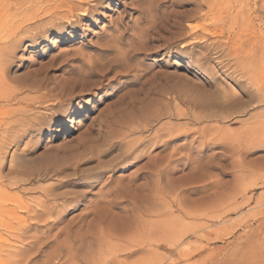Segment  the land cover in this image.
<instances>
[{"label": "rangeland", "instance_id": "rangeland-1", "mask_svg": "<svg viewBox=\"0 0 264 264\" xmlns=\"http://www.w3.org/2000/svg\"><path fill=\"white\" fill-rule=\"evenodd\" d=\"M194 7L186 0L0 1V264H264V0H249L239 18L249 21L244 30L231 21L236 9L227 14L217 5L211 15L203 5L193 19ZM172 16L187 18L188 33L176 44L153 41L158 48L127 61L130 71L117 68L105 81L96 75L110 58L143 51V40ZM194 24L202 28L198 44L188 35ZM82 79L88 87L73 89ZM178 126L191 135L162 152L145 143L117 159L129 150L127 139ZM122 138L125 145L109 151ZM190 143L192 150L180 147ZM169 151L190 154L193 163L171 164L162 198L158 177L141 173ZM195 160L217 184L208 192L190 191L200 184ZM70 180L79 183L62 186ZM148 188L153 200L142 204ZM114 195L125 202L112 209L116 218L100 222L96 211L105 212Z\"/></svg>", "mask_w": 264, "mask_h": 264}, {"label": "bare ground", "instance_id": "bare-ground-1", "mask_svg": "<svg viewBox=\"0 0 264 264\" xmlns=\"http://www.w3.org/2000/svg\"><path fill=\"white\" fill-rule=\"evenodd\" d=\"M1 1V0H0ZM3 1V0H2ZM27 1V0H26ZM31 1V0H30ZM51 1V0H50ZM9 2V1H8ZM49 2V1H48ZM186 2L187 3H192L193 5H195V7L193 8V9H191V10H189V11H193V15H192V17H193V19H196L197 17H198V15L200 16L201 14H202V7H203V5H205V6H207L208 7V9L211 11V15H213L214 13H215V11H216V9H217V5H223V7H225V9H226V11H227V14H233V11L236 9L237 10V12H236V15H237V17H233L232 16V19H231V21L233 22V23H240V27L244 30L246 27H247V22H249V21H247L246 19V21H242V22H240L239 21V18H240V16H246V14H247V11H248V3H249V0H186ZM218 2H219V4H218ZM3 3V2H2ZM10 4H12V3H10ZM13 5V4H12ZM80 5V4H79ZM41 6V5H40ZM61 6V5H60ZM59 6V7H60ZM69 6V5H68ZM8 7V6H7ZM15 7V6H14ZM19 9V8H18ZM1 12V11H0ZM7 12H9V11H7ZM239 12H242L241 14H239ZM205 14V13H204ZM191 17V16H190ZM236 18V19H235ZM187 18H184V17H180V16H172V17H169V18H167L166 19V24H163V30H164V32H167V33H170V35L168 36V37H164L162 34H161V30L162 29H160L157 33L156 32H152V33H150L149 34V38L148 39H145V40H143V48L142 49H144L143 51L141 50V52L140 51H137V50H133V51H130V52H128L127 54H126V57L124 58V59H118V58H114V59H112V58H108L109 59V61L104 65L103 64V68H102V66H101V72H99V73H96V75H98V77H100V78H102V80H104L105 78H106V76H107V74L108 73H111V72H113L114 70H116L117 68H122L123 70H124V72L125 71H130L131 70V67H130V65L127 63V61L129 60V59H131V58H133V57H136L138 54H144V55H146L147 54V52L148 51H150V50H153V49H155V48H158V46L157 45H148V44H151V42H153V41H158V40H163L164 41V43L162 44V45H164V46H167V45H169V44H176L181 38H182V36H184V34L185 33H188V32H186L185 31V21H187L186 20ZM189 19V18H188ZM253 21V20H252ZM192 24V23H191ZM255 26H257V24H259L260 25V23H257V24H255V23H253ZM160 25V24H159ZM190 25V24H189ZM254 26V27H255ZM188 27V26H187ZM207 27V26H206ZM199 28H201V26L198 24V25H192V26H190V29H191V31L189 30V36L191 37V39L190 40H192V42H194L195 44H198L199 43V39H198V30H199ZM202 29V28H201ZM209 29V28H208ZM207 29V30H208ZM205 30H206V28H205ZM206 30V31H207ZM150 30H148V32H149ZM153 31V30H152ZM209 32V31H208ZM154 33H155V38H154ZM207 33V32H206ZM143 34V33H142ZM145 36H146V34H144ZM187 37V36H186ZM140 38H141V36H140ZM146 38V37H145ZM139 39V38H138ZM166 44V45H165ZM162 45H159V47L160 46H162ZM176 46V45H175ZM186 47V44L185 43H182L181 44V48H185ZM5 49V48H4ZM5 52V51H4ZM8 53V51L5 53V54H7ZM8 55V54H7ZM6 55V56H7ZM10 56H12V55H10ZM5 57V56H4ZM3 59V58H2ZM5 61H7L6 60V58H5ZM8 65H9V63H7ZM11 64V63H10ZM1 65V64H0ZM8 70V69H7ZM1 72H2V70H0ZM95 71H96V69H95V67H91L90 68V72L88 73V75L87 76H89V74L90 75H92V73L94 72L95 73ZM107 71V72H106ZM119 72V71H118ZM6 73V72H5ZM5 75V74H4ZM120 75V74H119ZM69 80V79H68ZM136 80V79H135ZM81 82H74L75 83V87H73V89L74 88H76V87H78L79 85H83L84 87H88V83H87V81H84L83 79L82 80H80ZM105 81V80H104ZM139 81V80H138ZM4 81H3V79L0 77V85H2V83H3ZM99 83H101L102 84V82H101V80H98L97 82L96 81H94L93 82V84H99ZM104 83V82H103ZM1 87V86H0ZM257 87H259V90H260V88H261V86H260V84L259 85H257ZM86 90V89H85ZM88 90V89H87ZM2 90H1V88H0V95L2 94V95H4L2 92H1ZM72 91V90H71ZM1 95V96H2ZM233 98V97H232ZM1 99H3V98H1ZM255 99V98H254ZM7 100V99H6ZM139 100V99H138ZM229 100H230V98H228L226 101H228L229 102ZM2 101V100H1ZM134 101V100H133ZM138 104V103H137ZM60 106V105H59ZM138 106V105H137ZM148 111V110H147ZM127 112H129V111H127ZM134 112V111H133ZM142 112V111H141ZM140 113V112H139ZM142 114V113H141ZM116 115V114H115ZM129 115H130V112H129ZM138 115V114H137ZM144 115H146V113H144ZM161 115V114H160ZM140 116H142V115H140ZM152 116H154V114L152 115ZM151 116V117H152ZM156 116V115H155ZM117 117H118V115H117ZM116 117V118H117ZM146 117L148 118V116L146 115ZM150 117V116H149ZM138 118V117H137ZM154 118V117H153ZM144 119H145V117H144ZM157 119V118H156ZM153 120V119H152ZM151 120V122H153ZM159 120V119H158ZM138 121V120H137ZM148 122V121H147ZM13 124V123H12ZM119 124H121V123H119ZM123 124V123H122ZM125 124V123H124ZM132 124V123H131ZM134 124V123H133ZM132 124V125H133ZM139 124V123H138ZM142 124V123H141ZM147 124V123H146ZM34 125V124H33ZM144 125V124H143ZM151 125H153V123L151 124V123H148V126H151ZM6 126V125H5ZM17 126V125H16ZM140 127H138L137 129H139V128H142L141 127V125H139ZM145 126V125H144ZM173 126H175V125H173ZM180 126V125H179ZM178 126V127H179ZM34 127V126H33ZM131 127H134V126H131ZM146 127V126H145ZM153 127V126H152ZM163 127H164V125H163ZM177 127V129H173V127L171 128V129H173V130H171V132H170V129H168V131H169V133H165V135H161V134H158V132H160V127H158V129L157 130H159L158 132H150L149 133V131H148V133L149 134H147V135H145V133H144V135L142 134V135H137V137L138 136H140V137H136L135 135V137H136V139H131L132 141H129V139H127L128 140V145H130L129 146V148H127V152H124V153H120L119 154V156H118V158L117 159H120V160H123V159H126V158H129V155L131 156V154H133L138 148H139V146H141V145H143V144H145V145H147V143L149 144L150 143V145H153V146H155V147H159V146H162L163 147V149H161V152L162 151H165L167 148H168V145L172 142V141H178V140H181L182 138H184L185 136L186 137H189L190 135H191V133L190 132H187V131H185V129H184V131L183 132H181V131H179V130H181V128L179 127L178 128ZM209 127V126H208ZM13 128V127H12ZM148 128V127H147ZM162 128V127H161ZM174 128H176V127H174ZM187 128V127H186ZM211 128V127H210ZM30 128H28V130H29ZM136 128H134V129H131V130H135ZM136 129V130H137ZM145 129V128H144ZM190 129V128H189ZM189 129H188V131H189ZM19 130V129H18ZM127 130V129H126ZM135 130V131H136ZM148 130V129H147ZM163 130V129H162ZM165 130L167 131V129L165 128ZM200 130V129H199ZM198 130V131H199ZM202 130V129H201ZM204 131H205V129H203ZM208 130V129H207ZM21 131V130H20ZM24 131H26V130H24ZM141 131H143V129L141 130ZM165 131V132H166ZM167 131V132H168ZM194 131V130H193ZM192 131V132H193ZM197 131V132H198ZM125 132V131H124ZM128 132V131H127ZM129 132H130V130H129ZM128 132V133H129ZM146 132V131H145ZM196 132V133H197ZM202 132V131H201ZM211 132H213V131H211ZM211 132H209L210 134H208L209 136H207V135H205V139H207V144H206V146H207V148H212L214 145H215V137L216 136H213V133H211ZM12 133V132H11ZM24 133V132H23ZM134 133V132H133ZM139 133V132H138ZM141 133V132H140ZM143 133V132H142ZM161 133H162V131H161ZM203 133V132H202ZM201 133V134H202ZM21 134V133H20ZM162 134H164V130H163V133ZM9 135V134H8ZM17 135V134H16ZM124 135V134H123ZM132 135V134H131ZM195 135V134H194ZM6 136V135H5ZM18 136V135H17ZM126 136V135H125ZM128 136H130V135H128ZM127 136V137H128ZM202 136V135H201ZM21 137H22V135H21ZM123 137V136H122ZM134 137V138H135ZM166 137V138H165ZM194 137V136H193ZM131 138V137H130ZM125 139V138H124ZM197 139V138H196ZM199 139V138H198ZM3 140V139H2ZM13 140V139H12ZM122 140H123V138H122ZM127 140H123V141H120V142H114V143H112V145H111V147H110V149H109V151H113V150H115V149H117V146H119V145H122V144H124L125 145V143L124 142H126ZM202 140V139H201ZM14 141V140H13ZM185 141V140H184ZM200 141V140H199ZM259 143H261V142H259ZM178 144V143H177ZM250 144V143H249ZM126 145H127V143H126ZM189 145V144H188ZM188 145H186V144H182L180 147H189V149H193V145L190 143V145L188 146ZM5 146V145H4ZM110 146V145H109ZM259 147L260 146H262L263 147V144L261 145H258ZM173 147V146H172ZM255 147V146H254ZM194 148H196V147H194ZM245 148V147H244ZM252 148V147H251ZM242 149V148H241ZM225 150V149H224ZM101 151V150H100ZM121 151V150H120ZM125 151V150H124ZM193 152V151H192ZM187 153H188V151H187ZM177 154V157H175V155ZM178 154H179V156H178ZM195 154V153H194ZM159 155V154H158ZM100 156V155H99ZM190 156H192V155H190V154H181V152H176V151H174V152H172V153H170V151H169V154L167 155V156H161V158L160 159H158L157 158V160L156 161H154V162H152L151 164H148V165H146V171H144L143 173H141V176H148V177H151V176H154V175H156L158 178H157V180H156V186H157V188H156V190H155V192L157 191L161 196L162 195H164L165 193H167V187H166V185L168 186V184H169V182H168V184H167V177L169 176V173H171L172 171H173V167H171V164L173 163V162H181L182 160H183V158L184 157H187L188 159L187 160H189V162H188V164H191V163H193V160L191 159V157ZM117 156H115V158H116ZM140 157H141V155H140ZM114 160V159H113ZM186 160V161H187ZM186 161L184 162V163H186ZM203 161V160H202ZM211 161V160H210ZM201 162V161H200ZM194 165L191 167V169L194 171V173L195 174H197V175H199L198 176V181L200 182V184L199 185H197V186H194L193 188H191V190L190 191H192L193 193H199V192H208V190L209 189H211V185H217L215 182H213V181H211L210 180V177L211 176H209L207 173H202L203 171H201L202 170V165L199 163V161L198 160H195L194 161ZM175 166V165H174ZM208 167H210V168H212V167H214V165H212V164H208ZM115 168V167H114ZM114 170V169H113ZM192 171V172H193ZM192 172H191V174H192ZM190 174V173H189ZM214 176V175H213ZM155 177V176H154ZM72 178V177H71ZM80 178V177H79ZM169 178V177H168ZM170 179V178H169ZM1 180V179H0ZM190 180V179H189ZM27 181V180H26ZM169 181V180H168ZM249 181V180H248ZM17 181H16V179H11L10 180V183L11 184H15ZM133 182V181H132ZM220 182V181H219ZM79 183V181H77V180H70V181H64V182H62V186H66L67 184H78ZM154 183V182H153ZM171 183V182H170ZM134 185V184H133ZM132 185V186H133ZM178 185V184H177ZM181 185V184H180ZM189 185V184H188ZM155 186V187H156ZM54 187V186H53ZM151 187V186H150ZM154 187V188H155ZM16 188V187H15ZM177 188V187H176ZM181 188V187H180ZM186 188V187H185ZM53 189V188H52ZM113 190V189H112ZM149 190H151V188L149 189H147V192H145V193H143V195H142V201H141V203L142 202H144V201H150V200H153L152 199V192H154V191H149ZM154 190V189H153ZM114 192V191H113ZM174 192V191H173ZM48 193V192H47ZM157 193V194H158ZM81 195V194H80ZM110 195V194H109ZM155 195V194H154ZM58 196H59V194H58ZM57 196V197H58ZM117 196V195H116ZM212 196V195H211ZM63 197H65V196H63ZM114 197H115V195H114ZM111 198V199H107V200H105L104 201V203H105V212H99V211H96V213H95V216L97 217L96 219H98L100 222H102V221H105L106 219H108V218H110V216L111 217H113V218H116L117 216H116V214H114V213H112L111 211H112V209H114V208H116V207H120V205H122V203L123 202H125V201H119L118 199H117V197H115V198ZM128 197H129V195H128ZM153 197H155V196H153ZM165 197H166V194H165ZM49 198V197H48ZM81 198V196H76L75 198H73V199H70V198H65V199H62L63 200V203L62 204H64V206H66L65 204L67 203L68 204V202H75V201H77L78 199H80ZM140 198V197H139ZM162 198H163V196H162ZM59 199H60V197H59ZM70 199V200H69ZM50 200V199H49ZM131 200V199H130ZM159 200H161V198L159 199ZM158 200V201H159ZM176 200V199H175ZM7 201V200H6ZM128 201V200H127ZM131 201H133V200H131ZM163 201V200H162ZM166 201V200H165ZM210 201V200H209ZM52 202V201H51ZM152 202V201H151ZM5 203V202H4ZM46 203V202H45ZM103 203V204H104ZM132 203V202H131ZM137 203V202H136ZM147 203V202H146ZM181 203H184L183 201L181 202ZM181 203H180V201H179V204L181 205ZM209 203V202H208ZM143 204V203H142ZM153 204V203H152ZM178 204V205H179ZM51 205H52V203H51ZM61 205V204H60ZM138 205V204H137ZM207 205V204H206ZM45 206H46V204H45ZM53 207H55L54 205H52ZM62 206V205H61ZM135 207H136V205H134ZM141 206H143V207H145L144 205H141ZM141 206H139L138 205V207H141ZM201 206V205H200ZM32 207V206H31ZM37 207V206H36ZM41 207V206H40ZM59 207V206H58ZM153 207V206H152ZM181 207V206H180ZM137 208V207H136ZM142 208V207H141ZM182 208V207H181ZM29 209V208H28ZM51 209V208H50ZM57 209V208H56ZM59 209V208H58ZM61 209V208H60ZM59 209V210H60ZM185 209V208H184ZM38 210V209H37ZM40 210V209H39ZM144 210V209H143ZM146 210H148L147 208H146ZM146 210H145V212H146ZM0 211H1V208H0ZM17 211V210H16ZM36 211V210H35ZM55 211V210H54ZM62 211V210H61ZM121 211L122 212H124L125 211V207H121ZM141 211V210H140ZM149 211V210H148ZM187 211V210H186ZM185 211V212H186ZM34 212V211H33ZM53 212V211H52ZM60 212V211H59ZM63 212V211H62ZM126 212V211H125ZM134 212V211H133ZM138 212V211H137ZM188 212H190V211H188ZM188 212L186 213V214H188ZM206 212V211H205ZM30 214V213H29ZM14 215H15V213H14ZM18 215V214H17ZM120 215V214H119ZM135 215V214H134ZM188 215H190V214H188ZM37 216V215H36ZM120 217V216H119ZM21 218V217H20ZM24 218V217H23ZM54 218V217H53ZM137 218V217H136ZM135 218V219H136ZM55 219V218H54ZM19 220V219H18ZM52 220V219H51ZM50 220V221H51ZM113 220V219H112ZM34 222V221H33ZM36 222V221H35ZM116 222V221H115ZM24 223H26V221H24ZM52 223V222H51ZM50 223V224H51ZM106 223V222H105ZM10 225H11V223H9ZM14 224H15V222H14ZM46 224V223H45ZM104 224V223H103ZM27 225V224H26ZM29 227H32L33 228V226H38V224H36V223H31V224H29L28 225ZM110 226H113V225H110ZM116 226V225H115ZM9 226H7V228H8ZM12 227V226H11ZM10 227V228H11ZM114 227V226H113ZM13 228H15V227H13ZM163 232V231H162ZM183 233H185V232H183ZM178 237V236H177ZM7 245V244H6ZM1 249H2V247H1ZM6 249V248H5ZM8 250V249H7ZM135 251H137V250H135ZM1 252V251H0ZM5 252V251H4ZM3 252V253H4ZM7 252V251H6ZM193 252V251H192ZM194 252H196V251H194ZM10 254V253H9ZM19 256V254H17L16 255V257H18ZM7 257V256H6ZM11 257V256H10ZM166 257V256H165ZM8 259V258H7ZM13 259V258H12ZM28 259V258H27ZM26 259V260H27ZM165 259V258H164ZM14 262L12 263V262H10L9 264H22L21 262H22V259H20V258H18V259H14L13 260ZM16 261V262H15ZM24 262V261H23ZM1 264H5L4 262H2ZM7 264V263H6Z\"/></svg>", "mask_w": 264, "mask_h": 264}]
</instances>
